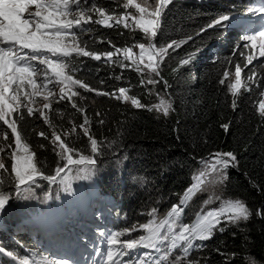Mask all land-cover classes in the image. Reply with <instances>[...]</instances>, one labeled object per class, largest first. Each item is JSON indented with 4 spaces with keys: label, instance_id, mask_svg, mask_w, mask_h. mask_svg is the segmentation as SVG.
Here are the masks:
<instances>
[{
    "label": "trees",
    "instance_id": "16d2710c",
    "mask_svg": "<svg viewBox=\"0 0 264 264\" xmlns=\"http://www.w3.org/2000/svg\"><path fill=\"white\" fill-rule=\"evenodd\" d=\"M93 3L112 10L114 15L128 10L123 9V0H93ZM246 3L247 0H171L164 10L155 44L184 43L169 49L160 65V76H156L160 81L156 88L147 84L144 75L130 61L124 60L121 53L132 42L143 40L140 30L124 28L122 23L116 25L112 21V27L95 23L88 26L89 30L81 34V45L101 55L113 51L114 57L100 61L82 56L69 58L72 68L69 74L96 89L91 92L78 85L73 88L80 94L73 98L77 108L84 111L73 108L68 100L52 99V107L42 109L48 115V122L35 112L29 116L26 108L20 109L22 120L17 113L13 117L17 118L22 139L36 152L40 165L51 172L59 160L51 144L53 132L60 135L69 147L85 150L84 155L90 154V141L79 127L87 116L89 133L102 142L104 149L92 174L94 182L91 184L89 180L82 189L76 182L53 184L39 180L33 195L48 197L44 215L36 216L31 212L37 210L34 202L24 203L27 204L25 214H15L14 221L32 225L16 230L11 227L13 219L8 214L13 206L8 208L1 221L0 248L13 252L18 259L28 256L35 264H45L42 255L48 251L43 248L46 244L44 235L55 243L53 245L68 244V238H78L76 229H82L80 225H83L74 213L66 212L69 205L57 204L56 199L65 196L78 198L87 215L88 203L81 200L94 191L100 196L92 201V209L95 215L98 211L96 217L104 222L94 219L96 225L104 224L100 227L102 230L99 227L97 230L102 231L105 244L109 234L123 231L133 221L141 220L148 207L163 211L168 204L177 203L178 195L190 185V177L199 165L200 157L215 151H231L237 157V166L228 169L223 194L244 200L252 215L239 224H222L223 231H215L212 238L200 241L202 247L197 245L190 255L181 257L185 264L189 259L199 264L264 263V217L257 213V210H264V117L259 113V103L264 100V70L251 68L247 63L249 49L243 48L240 38H235L238 34L242 36L250 32L247 31L250 25L245 22L253 18L242 16L247 13ZM222 14L234 18L222 27L200 32ZM116 49L121 51L116 53ZM189 57L190 63L181 65L180 61ZM120 62L126 67H120ZM237 63L242 68L244 87L235 97L237 109L233 110V96L227 84L229 75L225 77L223 74L235 71ZM253 73L255 77L250 79ZM141 80L145 83L141 84ZM221 80H224L223 84ZM120 88L127 89L129 97L139 99L147 107L136 108L130 99H117ZM157 91L173 103L174 111L167 116L157 110H148L155 104ZM97 92L109 95H98ZM101 120L104 123L101 124ZM224 123L229 124L228 131L221 127ZM41 131L45 132L46 138L38 135ZM9 140L12 142V138ZM3 158L10 172V158L7 155ZM0 178L4 180L0 187L8 188V174H0ZM69 185L70 190H66ZM29 194L24 197H31ZM11 197L14 202L23 201V196L17 197L14 192ZM58 223H64V227ZM35 227L37 236L32 237L26 230H35ZM41 227L45 230H40ZM133 233L135 230L125 236L135 235ZM125 262L138 264L139 261L131 257ZM0 264L19 262L1 254Z\"/></svg>",
    "mask_w": 264,
    "mask_h": 264
},
{
    "label": "snow or ice",
    "instance_id": "6c2138e0",
    "mask_svg": "<svg viewBox=\"0 0 264 264\" xmlns=\"http://www.w3.org/2000/svg\"><path fill=\"white\" fill-rule=\"evenodd\" d=\"M171 0H159L153 7L150 0H126L122 3L123 9H134L135 15L131 11L121 16L111 14L112 10L106 9L98 3H92V0H0V122L10 129L11 136L14 138V147L7 143L9 133L4 131L0 136V174H8V188L0 187V210H4L11 200V193L14 192L17 197L25 193H31L33 186L39 180L49 181L53 184L57 182H65L69 180V173L73 169L77 170V174L84 173L85 178L95 173L96 164L99 154L104 151L101 147L102 142H98L89 133L90 121L87 116L80 124L84 135L90 141V154H82L85 150H75L69 147L60 135L53 132L51 144L53 151L57 153L59 160L54 170H49L40 165L37 154L33 151L29 143L22 139L21 132L18 130L17 118L13 117L14 113L19 114L18 118L23 119L20 113L21 108H26L29 116L34 115V111H39L40 117L48 122V115L44 110L52 107L51 100L57 99V94L52 90L55 86H59L58 100H68L72 102V107L77 108L74 97L80 94L73 91L75 86L95 92L96 89L89 87L87 83L79 79H74L72 68L68 62L70 57L82 56L95 59L97 61L106 58L112 60L113 51H106L103 55L86 50V45L82 46L80 41L81 34L89 30L91 24H102L106 27H112L114 22L116 25L123 24L124 28H133L140 30L146 39L145 43H139V55L133 51V47H125L122 49L124 60L130 61L136 70L143 73L145 70L150 71L159 77V68L164 58L168 55L169 49L180 46L184 41H172L166 47H157L154 40L158 37L161 30V19L166 6ZM252 14L264 15V3L258 7H249L247 9ZM97 15L98 19H93V15ZM234 17L222 14L218 18L213 19L205 28H201L200 32L208 29L223 26L226 22ZM189 37L188 39H191ZM242 46L245 49H251L253 54L247 56V63L252 64L257 59L256 50L258 49V57L264 58V24L259 30H253L252 34H246L240 37ZM121 49H116L119 53ZM243 55V53H241ZM117 59H119L117 57ZM190 57L182 59L181 65L190 63ZM143 66V67H141ZM120 67H126L120 62ZM225 77L229 75L227 71L223 74ZM255 77V73L253 76ZM157 79L149 78L147 84H158ZM145 81L141 80V84ZM221 84L224 80L220 81ZM167 87V82H164ZM51 86V87H50ZM244 87L242 82V68L239 63L235 66V80L230 84L229 90L233 96L231 108L237 109L235 97ZM128 90L119 89V95L127 101L131 100V104L136 108H145L147 106L141 104L139 99L129 97ZM98 95H109V93L97 92ZM43 97V109H35L28 106L34 103V97ZM51 98V99H50ZM82 98V97H81ZM83 112L82 108H77ZM148 110H157L163 115H169L170 111H174L173 103L170 99L160 98L159 103L148 107ZM259 113L264 117V100L259 103ZM100 114L97 113V116ZM100 123H104L103 120ZM221 127L229 130V124L224 123ZM40 137H45V132L38 133ZM41 148L45 147L40 145ZM11 149L8 153L10 158V172L6 165L3 154ZM57 149L59 151L57 152ZM195 159V157H193ZM201 166L190 177L191 183L185 189L184 193L179 197V202L171 205L170 211L166 213L162 219H149L147 223L139 225L147 234L140 235L138 239H121L126 233L134 231L133 228H125L123 231L113 232L107 237L108 250L106 253V264H126L124 259L118 257L132 256L133 250L137 248L153 249L159 252L161 249L158 245L170 241L167 251L157 260L155 264H162L168 259V255L172 249L177 247L183 248L185 256L195 246L193 241H206L212 238L214 231H223L220 227L222 224H239L247 221L252 215V211L247 203L240 198L224 199L223 192L216 194V189L223 186L228 179V169L237 166L236 155L229 152L215 151L209 153L206 157H200L197 161ZM143 179V178H142ZM4 184V180L0 178V185ZM66 190H70V185ZM212 191L213 195L203 201V205H208L212 201H218L219 206L212 210H201L194 214V220L191 223L182 222L185 215L186 207L189 202L198 194ZM157 209L153 208L151 215H156ZM257 213L264 217V210H257ZM201 247L203 245H200ZM4 249L0 248V253ZM98 256H104L105 253L97 249ZM7 256L16 258L14 253L9 251ZM141 259V264H145V260H151V253H145ZM19 264H35L28 256L19 258ZM49 264H72L68 259L52 260ZM100 264V262H97ZM135 264V262H133ZM169 264H185L183 259H173ZM186 264H199L196 260H187Z\"/></svg>",
    "mask_w": 264,
    "mask_h": 264
},
{
    "label": "rangeland",
    "instance_id": "374dc122",
    "mask_svg": "<svg viewBox=\"0 0 264 264\" xmlns=\"http://www.w3.org/2000/svg\"><path fill=\"white\" fill-rule=\"evenodd\" d=\"M259 1H261V0H257V1H255V0L254 1L253 0H247L246 9L245 10H247L249 7H258L261 4V3H259ZM124 2H126V0H123V3ZM137 2H143V0H137ZM150 2L152 4V6L154 7L155 4L159 2V0H150ZM92 3H93V0H92ZM256 3H259V4L257 5ZM128 11H131L133 15L136 14L134 9H128L126 12H123L122 14L116 15V16L124 15ZM242 16L244 18H253L251 21L245 22L246 25H250V28H248V30H247V31H250V32H246L243 35L252 34L253 30H259V28L261 27V25L264 24V15H262V14H259V13L252 14V13H249L247 11L246 15L243 14ZM93 17H94V19H98L99 18L97 15H94ZM142 37H143V40L142 41H134L129 46V47H133V51H134V53H136L137 56L139 55L138 44L139 43H145L147 45V43H148V40L146 39V37L144 36L143 33H142ZM240 37H241L240 34H238V35L235 36L236 39L237 38H240ZM154 42H155V40H154ZM240 44L242 45V41H241ZM163 46L166 47L167 45H163ZM157 47H161V46H157ZM249 51H250V54L249 55H252L253 54L252 50L249 49ZM121 53L123 54V51ZM255 54L257 56V59H254L253 62H252V64H250L251 68H253V70L254 69L264 70V58L258 57V49L256 50V53ZM141 67H143V66H141ZM142 74L144 75V78L146 79V81L149 78L156 79L155 74L151 73L150 71L145 70ZM234 80H235V71H231L229 73V77H228V80H227L228 87H230V84L232 82H234ZM155 85L156 84H152V86L154 88H156ZM52 90L57 94V99H58L59 86L58 85L55 86L54 88H52ZM160 98L167 99L162 93H159L158 91L155 92V99H156L155 100V104L156 103H159V99ZM33 99H34V103H31L28 106L33 107L34 110L35 109H41L42 110L43 109V103H45V101L43 100V97L42 96H40V97H34ZM34 112L39 114V111H34ZM0 128H4V129H0V136H2V132L7 131L9 133V137L12 138V142H10V140L8 138L7 143L12 144L13 147H14V138L11 136L10 129H7V127L5 125H3V123H2V125H0ZM58 151H59V149H57V152ZM10 152H11V149H7V151L3 154V156H6V155L8 156V153H10ZM89 152H90V150H89ZM199 167H201V166L198 165L194 169V171L192 172V175L196 172V170ZM89 180H90V183L91 184L94 182V178H92V175L87 176V178H85V174L84 173L77 174V170L76 169H73V171L71 173H69V180H67V181H69L71 183H74V184L76 182L77 185L80 188L83 189V187H84V189H85L86 186H87V182ZM35 189H36V187L33 186V191L30 194L29 193L23 194L22 195L23 196V199H22L23 201L22 202L17 203V202L12 201V199H11L9 201V203L6 205L5 209L4 210H0V227H1V224H2L1 221L3 219L4 214L7 213L8 212V208H10L12 206H13V210L10 213H8V214L9 215L10 214L12 215V216H10L13 219V223H11V227H13L16 230H18L20 228L23 229L24 228V225H27L28 226V224H29V223L21 224L24 221H14L15 214H18V215L25 214V206L27 204L25 205L24 203H30L31 204V203L34 202L33 204L37 207V210L36 211H31V212L32 213L33 212L36 213V216H42V215H44V210L43 209H46L45 206L48 203V197L45 198V195L44 194H40V195L34 196L33 193H35V191H34ZM221 190H222V186L220 188H217L216 189V194H221ZM184 191H185V189H184ZM184 191H182V193H180L178 195V201H177V203L179 202V197L184 193ZM222 192H223V190H222ZM26 194H29V196H31V197H24ZM212 195H213V192L211 190L208 191V192H206V193H198L189 202L188 206L186 207V212H185V215L182 217V222H184V223H191L194 220V214L195 213H197V212H199L201 210H212V208L218 207L219 206V202L218 201H212L208 205H203V201L207 200L208 197L209 196H212ZM99 196L100 195L97 196V192L94 191V192H92L90 194L88 193V195H84L82 197L83 200H81V201L82 202H85V203H88L87 204L88 205L87 208L89 210H88V214L87 215L85 214L86 210L84 208V205L79 204L80 201L78 200V198L72 199L73 197L70 198V197H66L65 196L64 198L58 197L56 199V203L57 204L65 203V205H69V206H67L66 212L68 214H70V212L71 213H74V215L77 216V219H79V220H81L83 222V225H80V227L82 229H79V228L76 229V231H78V233H80V234H78L79 239H82L83 242H85L84 239H90V236H91V238H95V239H97V238L102 239V237H103L102 231H98L97 230V227H99V229L102 230V228H100V227H102L104 224L101 223V224H97L96 225V221H95L94 218L99 219L101 222H104V221L101 218L96 217L98 211H96V215H95L94 214L95 211L92 209L93 208L92 201L95 200ZM102 198H103L104 201H106L104 196H102ZM222 198L227 199V198H238V197L225 196L223 194V197ZM80 205H81V207H80ZM171 205L172 204H170V205L168 204V206H166L163 211H161V209L156 208V207H151V208L148 207L147 208V211L144 213V216L141 218V220H135V221H133V223H131V225L129 227H127V228L131 229V228H133V226H136L135 233H133L135 235H132V236H123V237H121V239L122 240L123 239H138L140 235H146L147 233L143 229H140L139 228V225L144 224V223H147L149 219H157V220H159V219L164 218V216L166 215V213L168 211H170ZM153 208H156L157 209L156 215L154 217L151 215ZM22 209H24V210H22ZM31 225L32 224H29V227ZM58 225L61 228L64 227V223H58ZM54 226H56L55 221H54ZM54 229H57V228L54 227ZM40 230L43 231L44 230V227H41ZM26 232L31 233L32 237H35L34 235L37 236L36 227H35V230L32 229V228H29L28 230H26ZM94 232L97 233V234H95ZM92 233H94V234H92ZM95 235H97V237H95ZM44 237L46 239H48L45 235H44ZM69 241H71V240H69ZM96 242H97L96 245L97 246H100L101 243L99 242V240H97ZM89 243L90 242H88V244ZM47 244L49 246H52L54 243L52 242L51 243L52 245L49 244V243H47ZM169 244H170V241H168V242H166L164 244L158 245L160 247V249H161L159 252H157V251H155L153 249H145V248H142V247L141 248H137V249L133 250L131 257H133L134 260H138L139 261L138 264H141V259H139V258L143 257L145 253H151V260L150 261L149 260H145V264H155V260L159 259L164 254V252L167 251V248H168V245ZM193 244L195 246L187 254V256L190 255L193 252V250L196 248L197 245H198V247H200L199 246L200 241H193ZM90 245L92 246V244H90ZM105 245H106L105 249H106V253H107V250H108V247L109 246L107 245L106 242H105ZM92 247L95 248L96 250L98 249V247H96L95 245H93ZM1 254H6L7 255V251L6 252L4 251L3 253H0V255ZM53 255H55V253H51V255H49V254L44 255L42 257V260L44 262H46L47 264H49L50 261L55 260L53 258ZM181 255H183V257H187L183 253V248L182 247L174 248L169 253L168 259L165 260V261H163L162 264H169V262L171 260H173V259H183L181 257ZM14 256L16 257V255H14ZM9 258L12 259V260H14V261H16V262H19L18 257H16L15 259L13 257H9ZM119 258L120 259H124L125 261H128V260L131 259V258L129 259L128 257H119ZM252 264H264V263H256V262H253Z\"/></svg>",
    "mask_w": 264,
    "mask_h": 264
},
{
    "label": "bare ground",
    "instance_id": "6f19581e",
    "mask_svg": "<svg viewBox=\"0 0 264 264\" xmlns=\"http://www.w3.org/2000/svg\"><path fill=\"white\" fill-rule=\"evenodd\" d=\"M91 234V233H90Z\"/></svg>",
    "mask_w": 264,
    "mask_h": 264
}]
</instances>
